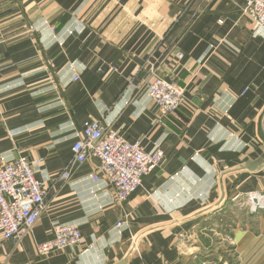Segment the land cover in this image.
Masks as SVG:
<instances>
[{"label": "crops", "instance_id": "crops-1", "mask_svg": "<svg viewBox=\"0 0 264 264\" xmlns=\"http://www.w3.org/2000/svg\"><path fill=\"white\" fill-rule=\"evenodd\" d=\"M244 0H0V165L42 161L46 210L0 264H264V31ZM184 90L162 117L154 76ZM78 77V78H77ZM102 122L162 165L125 203L98 162L72 169ZM84 243L40 255L55 223ZM123 222L120 228L118 224Z\"/></svg>", "mask_w": 264, "mask_h": 264}, {"label": "built area", "instance_id": "built-area-1", "mask_svg": "<svg viewBox=\"0 0 264 264\" xmlns=\"http://www.w3.org/2000/svg\"><path fill=\"white\" fill-rule=\"evenodd\" d=\"M198 1L187 0V7L191 8ZM243 11L254 30L264 31V0H244ZM148 92L162 117L174 115L187 103L183 89L157 76L152 79ZM164 159L161 150L146 151L140 142H128L102 122H90L81 129L72 147L71 163L59 179L69 181L73 168L96 160L98 164L92 179L108 181L116 201L121 204L133 197L142 187L144 178L159 168ZM41 164L42 161L18 158L0 165V234L4 240L16 245L31 233L46 210V188L36 178ZM248 202L252 212L264 210V194H250ZM123 224L120 222L118 227ZM52 233V239L37 246L40 255L62 252L84 243L78 227L57 222Z\"/></svg>", "mask_w": 264, "mask_h": 264}, {"label": "water", "instance_id": "water-1", "mask_svg": "<svg viewBox=\"0 0 264 264\" xmlns=\"http://www.w3.org/2000/svg\"><path fill=\"white\" fill-rule=\"evenodd\" d=\"M259 134H260V136L262 137V139L264 140V136H263V134H262L261 129H260V131H259Z\"/></svg>", "mask_w": 264, "mask_h": 264}]
</instances>
